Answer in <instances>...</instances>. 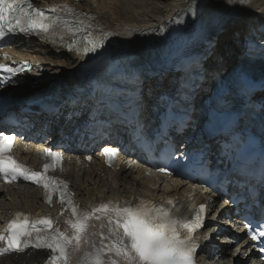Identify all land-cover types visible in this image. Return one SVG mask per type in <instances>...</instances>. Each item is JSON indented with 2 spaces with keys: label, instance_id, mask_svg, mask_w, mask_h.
<instances>
[{
  "label": "snow or ice",
  "instance_id": "6c2138e0",
  "mask_svg": "<svg viewBox=\"0 0 264 264\" xmlns=\"http://www.w3.org/2000/svg\"><path fill=\"white\" fill-rule=\"evenodd\" d=\"M246 3L247 0H193L181 11L191 12L193 16L206 13L212 27L217 32H225L233 23L232 13ZM174 22L183 23V20ZM260 27L264 28V25ZM97 31L68 5L43 9L34 7L31 0H0V39L9 33L36 34L56 43L59 36V44L83 60L103 49L106 38L111 35L102 31L97 35ZM66 36L69 39L66 40ZM261 39L264 40V35ZM214 48L215 43L209 39L205 54L210 55ZM193 63L198 64L199 60H193ZM108 69L114 77L124 74L121 66L110 64L99 70ZM24 71L23 66L0 64V89L15 83V78ZM102 95H110V91L104 90ZM14 140V135L0 130V176L8 183L22 177L42 185L48 203H51L49 190L59 191L61 203L68 205L70 215L64 221L68 227L62 230L54 226L56 222L52 218L32 220L17 213L0 234V242H6V247L0 248V255L30 246L49 250L48 264H194V233L202 227V215H206L204 204L198 205L194 218L189 221L173 218L170 209L164 205L144 201L135 207L129 202L120 205L109 201L83 210L75 205L72 194L67 192L66 182L46 175L50 167L62 161L63 154L49 149L47 154L52 157L51 164L44 163L43 172L35 171L18 163L11 155ZM103 151L112 158L117 149L105 147ZM167 205H172V201ZM246 234L251 241H264V223L253 227L249 222ZM236 253L247 255L240 248L235 249Z\"/></svg>",
  "mask_w": 264,
  "mask_h": 264
},
{
  "label": "bare ground",
  "instance_id": "6f19581e",
  "mask_svg": "<svg viewBox=\"0 0 264 264\" xmlns=\"http://www.w3.org/2000/svg\"><path fill=\"white\" fill-rule=\"evenodd\" d=\"M39 5H46L55 0H34ZM70 4L78 7H83L89 10L91 13L96 15L97 21L102 28L108 33H111L106 39H111L117 36L115 32L117 26H121L128 30L126 33L129 36L137 35L145 32L147 27H154L159 23L168 22L174 14L184 8L191 0H164L166 3L167 11L165 14L158 19H144L141 16L149 14L150 4L153 5L154 11H157V3L159 0H64ZM162 1V0H161ZM160 1V2H161ZM100 7V9H99ZM123 10V12H121ZM152 12V11H151ZM152 16V15H151ZM146 18V17H145ZM209 19L207 14L199 16L192 23L190 27L196 23H201ZM210 20V19H209ZM233 23L225 32H220L219 38L224 39L228 37L230 28L235 27L238 30L239 44L243 45L246 41L247 34L256 32L257 30H263L261 25H264V0H252L246 7L238 10L237 13L232 15ZM211 21V20H210ZM240 26V28H239ZM220 39V40H221ZM219 40V41H220ZM32 45L29 48V45ZM25 46L17 45V52L24 54L32 60H39L40 62L51 61L46 54H49L51 58L57 60L58 58H65L62 61V65L65 68L64 73L50 79L47 83L42 84L29 73L24 76L23 79H19L18 83L11 88L12 91L18 94H31L45 96L52 93L67 94L69 91H75L83 83L90 81L89 77H76L75 74L79 67L84 62L83 60L77 59L74 54L61 52L56 47L49 46L43 42H37L36 40H29ZM24 47V48H23ZM214 57L219 59L218 67L220 71L225 67V59L227 56L220 52L215 47L213 50ZM38 56V57H37ZM238 56V55H236ZM39 58V59H38ZM237 58V57H236ZM121 59L118 54L112 55V60L116 61ZM221 60V61H220ZM52 62V61H51ZM212 62V61H211ZM58 64V63H57ZM55 65V64H54ZM52 69V68H51ZM57 74V73H56ZM163 88H166V82L163 81ZM156 86V85H155ZM164 89L159 87V93H163ZM210 91L203 94L205 98L208 96ZM5 92H0V95H5ZM155 94V93H153ZM157 94V92H156ZM264 94L259 96V100L263 101ZM203 98V100H204ZM161 99L158 98V104ZM156 105V104H155ZM154 106V105H153ZM72 115L68 110L63 112L64 117ZM57 118L54 120V124ZM62 121H57L59 126L63 125ZM75 129V128H74ZM70 130V129H69ZM112 143H106L111 145ZM27 155L32 158H36L37 154L26 151ZM137 167V166H134ZM79 168V169H78ZM79 170V171H77ZM135 168L122 167L120 171L112 170L107 168L103 163V158L100 155H95L91 163L85 161L83 156L73 157L70 161L65 164L63 175L71 181V187L75 191L76 196L80 202L88 205L93 201L99 200L102 196L108 198H124L131 196H146V197H160V196H171L178 197L180 200H186L187 193L189 192V186L183 185L179 182H175L171 190L167 189L169 186H163L162 184L152 191V194L138 193V188L142 186L143 182H151L153 179L142 175V170L134 171ZM77 173V181H75ZM88 175L87 180L84 177ZM160 177L159 175H152V177ZM81 180V181H79ZM166 183V182H164ZM127 184H131V189L127 187ZM18 187V188H17ZM2 186L0 185V193L2 188H6L7 193L2 195L4 201L3 206L0 205V225L15 211L23 210L26 212L35 213L41 209L46 208L43 203V193L40 189L28 188L27 186ZM24 188V189H22ZM239 248V247H238ZM246 247L241 248V252L246 251ZM227 257L223 260L224 264H245V259L242 258ZM45 254L43 252H25L23 254H13L12 256H5L0 258V264H41L44 260ZM238 260H243L240 262Z\"/></svg>",
  "mask_w": 264,
  "mask_h": 264
},
{
  "label": "rangeland",
  "instance_id": "374dc122",
  "mask_svg": "<svg viewBox=\"0 0 264 264\" xmlns=\"http://www.w3.org/2000/svg\"><path fill=\"white\" fill-rule=\"evenodd\" d=\"M160 1L161 0H159L158 3H157V5H158V7L156 9L157 11L152 10L154 6L153 5L151 6V4H150L151 8H150L149 14H146V15L141 16V17L142 18L144 17V19H148V18L149 19H152V18L158 19L159 17L163 16L165 14V12L167 11V7H166V3L164 2V0H162L161 2ZM99 9H100V7H99ZM121 12H123V10H121ZM239 28H240V26H239ZM230 30L231 31L229 32L228 37H226L224 39H221L219 41L218 46H217V48L220 50V52H222L223 54L228 56V58L225 59V62H228V60H230L229 58L234 57V55L236 56L239 53L238 51H239V47H240L239 44H238L239 39H237V37H238L237 31L238 30L236 29V26L230 28ZM46 56L49 59H51L52 62L50 60L49 61L45 60L44 62H40L39 60H37L38 68H37V71L33 75L38 80V82H41L42 84L47 83L50 79L58 76L59 74L64 73V71H65V68L62 65V61H63V59L65 60V58H63V57L58 58L59 62H54V61H57V60L51 58V56L49 54H46ZM169 86H172V85L169 84ZM74 177H76L75 181L78 182L77 173H75ZM87 178H88V175L86 177H84V180H87ZM79 181H81V180H79ZM131 186H132L131 184H127V187L129 189H131ZM171 188L172 187H167V189H171ZM154 189H155V186H154V182L153 181H151V182H143L142 186L138 188L137 192L138 193L142 192V193H146V194H152L153 193L152 191ZM5 194H6V190H5V192L3 190L0 193V205L1 206H3L2 203L4 201V198L2 197V195H5Z\"/></svg>",
  "mask_w": 264,
  "mask_h": 264
}]
</instances>
